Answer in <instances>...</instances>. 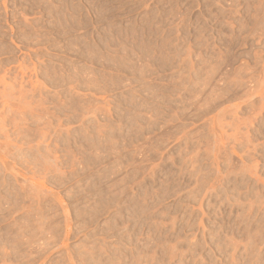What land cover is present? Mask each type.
Instances as JSON below:
<instances>
[{"label": "rangeland", "instance_id": "1", "mask_svg": "<svg viewBox=\"0 0 264 264\" xmlns=\"http://www.w3.org/2000/svg\"><path fill=\"white\" fill-rule=\"evenodd\" d=\"M0 264H264V0H0Z\"/></svg>", "mask_w": 264, "mask_h": 264}]
</instances>
